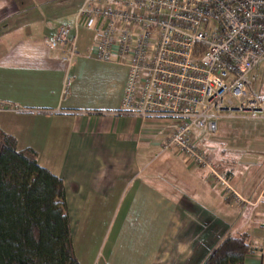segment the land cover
<instances>
[{"label":"crops","instance_id":"crops-1","mask_svg":"<svg viewBox=\"0 0 264 264\" xmlns=\"http://www.w3.org/2000/svg\"><path fill=\"white\" fill-rule=\"evenodd\" d=\"M84 1L0 0V102L23 109L0 112V131L62 180L78 262L204 264L222 240L244 236V264H264V123L231 114L215 134L196 133L244 200L237 207L160 149L171 122L121 112L128 71L94 57L92 31L74 30ZM61 27L77 33L70 67L49 47Z\"/></svg>","mask_w":264,"mask_h":264},{"label":"built area","instance_id":"built-area-1","mask_svg":"<svg viewBox=\"0 0 264 264\" xmlns=\"http://www.w3.org/2000/svg\"><path fill=\"white\" fill-rule=\"evenodd\" d=\"M79 28L92 31L97 60L127 68L121 112L171 122L160 149L243 206L196 133L214 134L231 114L264 121V98L250 94L247 82L264 60V0H85L74 18ZM49 47L70 67L78 57L77 33L61 27ZM69 85L66 76L63 96ZM21 111L0 102V112Z\"/></svg>","mask_w":264,"mask_h":264},{"label":"trees","instance_id":"trees-1","mask_svg":"<svg viewBox=\"0 0 264 264\" xmlns=\"http://www.w3.org/2000/svg\"><path fill=\"white\" fill-rule=\"evenodd\" d=\"M246 237H227L204 264H244ZM0 264H80L62 180L0 131Z\"/></svg>","mask_w":264,"mask_h":264},{"label":"rangeland","instance_id":"rangeland-1","mask_svg":"<svg viewBox=\"0 0 264 264\" xmlns=\"http://www.w3.org/2000/svg\"><path fill=\"white\" fill-rule=\"evenodd\" d=\"M247 82L249 83L248 91L250 94L264 98V60L260 61L258 66L248 75ZM255 121L264 123L262 120Z\"/></svg>","mask_w":264,"mask_h":264}]
</instances>
